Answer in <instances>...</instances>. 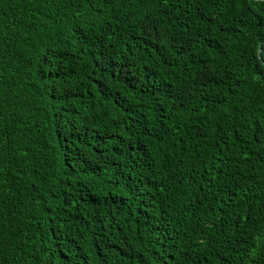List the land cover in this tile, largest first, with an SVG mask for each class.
<instances>
[{
    "label": "trees",
    "instance_id": "16d2710c",
    "mask_svg": "<svg viewBox=\"0 0 264 264\" xmlns=\"http://www.w3.org/2000/svg\"><path fill=\"white\" fill-rule=\"evenodd\" d=\"M0 264H264V0H0Z\"/></svg>",
    "mask_w": 264,
    "mask_h": 264
}]
</instances>
